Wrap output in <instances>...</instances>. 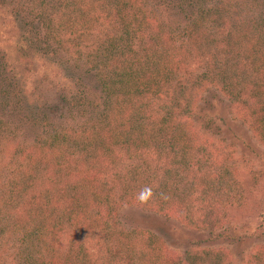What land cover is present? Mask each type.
I'll list each match as a JSON object with an SVG mask.
<instances>
[{
  "label": "trees",
  "instance_id": "obj_1",
  "mask_svg": "<svg viewBox=\"0 0 264 264\" xmlns=\"http://www.w3.org/2000/svg\"><path fill=\"white\" fill-rule=\"evenodd\" d=\"M6 5L32 32L19 56L30 49L52 57L68 76L83 67L99 102L74 82L77 91L58 99L56 118L45 102L22 114L10 81L16 73L0 51V139L23 128L35 136L13 151L28 169H13L0 186V264L231 263L209 247L177 256L155 228L116 230L127 207L177 216L209 236L224 224L234 233L256 223L261 241L240 262L262 264L261 174L241 183L213 137L234 145L236 117L264 148V0H0ZM160 6L181 22L170 26ZM226 111L235 116L228 120ZM63 233L68 246L57 255Z\"/></svg>",
  "mask_w": 264,
  "mask_h": 264
},
{
  "label": "rangeland",
  "instance_id": "obj_2",
  "mask_svg": "<svg viewBox=\"0 0 264 264\" xmlns=\"http://www.w3.org/2000/svg\"><path fill=\"white\" fill-rule=\"evenodd\" d=\"M22 7L26 8L23 4ZM168 8L169 7L167 6H160L158 8V12L162 18H164L170 26H174L175 24L181 22L180 16ZM10 9L11 6H0V51L5 56L4 62L7 63V69L13 70V72L16 73L14 77L10 78V81L13 85L12 91L18 87V90L16 91L17 99L23 101L24 110L21 113L26 115V113H34V111L38 112L41 110L39 109V107L41 108V102H45L44 106L46 107L44 110L51 108V110L55 111V114L53 113V118H56L59 113V100L62 95L65 93L72 94V92L77 91V87L74 82H83L82 88L85 90V94L88 98L99 102V99H97L98 92L95 83L96 81L93 77H90V73H84L85 70L83 67L76 73V75L72 74L71 76H68L71 73H66V70H68V68H66V64L58 63L52 57L44 58L43 56L40 57L35 53L31 54L30 49L27 50L25 57L19 56V50L27 46L29 42L28 36L32 35V32H30L29 29L24 27L22 24H16V21H13L17 14L11 13ZM260 11H263L262 14L264 15V8L260 9ZM25 12L26 10L23 9L20 13L23 15ZM29 17L32 20L34 19L33 16ZM26 18H28V16ZM30 18L28 19L31 20ZM3 99L4 97L0 96V102H2ZM198 107L199 106L196 107L194 116L196 120L197 118H201L200 113H198ZM6 111H9V109L6 108L4 113ZM226 114L227 115L225 117L228 118V120L229 118L231 119V117L235 116L233 112L226 111ZM235 118L236 117H233L232 121L233 125H235L233 134L235 138H237L234 145H230V143H232V138L230 139V137L222 134L219 135L218 138L220 141L222 140L223 143L217 142V137H213L214 143L218 147L219 145L221 147L223 146V149L221 150L227 152V161H229L230 165H233L232 170L236 171L235 176H237L241 183H247L255 174H261L260 181L264 183V148L252 134V131L248 129L247 126L243 125L241 120H236ZM197 121L202 120L198 119ZM63 123L65 126L73 124L65 122V119L61 122V124ZM80 123L81 121H78V124ZM197 128L199 127L197 126ZM197 128L195 127L198 131ZM199 129V135L202 136V139L203 136L207 138L208 135L203 134L204 131H202V127ZM14 136L16 138L11 139V137H8V135L5 134L2 136V139H0V186L3 187H5L7 182L10 180V171L13 169L17 170L19 168L22 170L28 169L27 163L21 158L22 156L12 160L14 148L17 146L24 147V149L29 147L33 144L32 139L35 137L24 128L17 130V132L14 133ZM228 145H230V147H228ZM116 218L118 223L116 230H120V228H124L128 231L136 228L142 230L149 227L153 229L155 228L154 233H157L158 235L161 233V236L164 235L171 251L177 256L183 255L184 252L189 249L198 250L209 247L215 250L223 249V251L228 253L231 260V263L228 262L229 264H242L240 259L252 246H255L261 241V238H259L255 231L256 223L246 227L244 226V229L240 231L238 230L240 229L239 227H242V225L236 226L234 233L237 237H243L241 238V241L239 240L237 242L236 239L232 238H215L214 235L216 234H224L228 236H232L234 234L233 231L227 228L225 224V229L217 232L215 231L216 233L214 235L209 236L207 235V230L198 231L185 227L181 223L182 219L177 216H169L166 217L167 220H164L163 218L154 217L153 215L147 212H142L134 207L122 208ZM259 223L260 221L258 220L257 224ZM57 238L59 243L56 247H54L55 252L57 255H64L68 246L66 235L63 233ZM57 238H48L44 239V241L49 244V242L56 241ZM90 244L96 247L93 249V252L98 253L99 246L96 244V241L94 243L90 242ZM92 246L91 248H93ZM97 256L99 255L97 254ZM261 262L264 264V260H261ZM2 264H4V262Z\"/></svg>",
  "mask_w": 264,
  "mask_h": 264
}]
</instances>
